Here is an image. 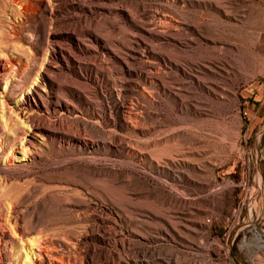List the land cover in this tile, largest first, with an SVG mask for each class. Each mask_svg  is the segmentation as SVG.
Instances as JSON below:
<instances>
[{
	"label": "rangeland",
	"instance_id": "374dc122",
	"mask_svg": "<svg viewBox=\"0 0 264 264\" xmlns=\"http://www.w3.org/2000/svg\"><path fill=\"white\" fill-rule=\"evenodd\" d=\"M0 264H264V0H0Z\"/></svg>",
	"mask_w": 264,
	"mask_h": 264
},
{
	"label": "bare ground",
	"instance_id": "6f19581e",
	"mask_svg": "<svg viewBox=\"0 0 264 264\" xmlns=\"http://www.w3.org/2000/svg\"><path fill=\"white\" fill-rule=\"evenodd\" d=\"M12 201V200H11ZM11 201H10V204H11ZM16 203V202H15ZM14 206V205H13ZM9 228V227H8ZM14 230V229H13ZM28 258V252L26 253V259Z\"/></svg>",
	"mask_w": 264,
	"mask_h": 264
}]
</instances>
